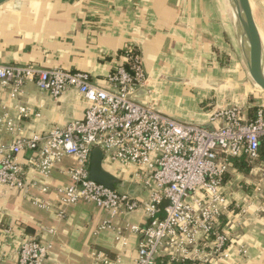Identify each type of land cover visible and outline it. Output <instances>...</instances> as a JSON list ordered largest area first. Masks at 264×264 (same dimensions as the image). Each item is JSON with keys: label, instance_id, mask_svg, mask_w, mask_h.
I'll return each mask as SVG.
<instances>
[{"label": "crops", "instance_id": "crops-1", "mask_svg": "<svg viewBox=\"0 0 264 264\" xmlns=\"http://www.w3.org/2000/svg\"><path fill=\"white\" fill-rule=\"evenodd\" d=\"M192 1L9 0L0 5V63L85 71L92 81L103 85L117 54L128 43H134L141 51L147 73L145 88L149 96L141 99L143 102L181 122L207 125L212 112L233 106L241 109L244 119L251 120L255 106H264V90L248 75L234 20L228 19V7L216 4L215 16L206 19L203 9L209 1L210 11H214L213 0H204V7L193 8L188 6ZM249 2L263 42L264 0ZM219 56L227 59L226 64L219 63ZM167 92L180 97L170 99L164 95ZM20 103L40 117L22 116L15 101L0 91V116L12 119L20 131L4 132L6 126L0 123L5 142L17 135L45 134L55 125L80 119L89 104L74 90L53 100L31 83L23 86ZM31 156L23 152L18 160L27 167ZM238 160L230 163L223 192L230 201H252V205L238 217L223 221V230L230 234L226 250L231 260L218 264H264V159L259 158L262 172L255 175L250 170L239 171L235 166ZM75 162L66 156L49 176L32 170L26 176L51 189L64 186L69 182L64 170ZM124 183L130 194L141 195L139 188L134 191V184ZM30 190L32 196L50 202L52 208L37 207L23 192L0 185V235L5 249L0 264L16 263V247L27 236L52 241L46 264H98L91 257L92 251H106L109 256L119 253L121 248L112 232L98 231L100 223L109 218L106 210L80 202L67 205L59 217L53 194ZM127 218L140 225L149 221L140 210ZM114 223L121 221L116 218ZM42 226L55 228V235L44 233ZM4 229L9 231L3 233ZM136 244L137 237L130 236L123 255L127 263L132 261ZM238 246L247 253L238 256Z\"/></svg>", "mask_w": 264, "mask_h": 264}, {"label": "built area", "instance_id": "built-area-1", "mask_svg": "<svg viewBox=\"0 0 264 264\" xmlns=\"http://www.w3.org/2000/svg\"><path fill=\"white\" fill-rule=\"evenodd\" d=\"M146 79L141 51L134 43L117 54L103 85L92 81L85 71L0 63V91L15 101L24 117H40L20 103L27 83L53 100L74 90L89 103L82 118L55 125L45 134L17 135L5 142L0 130V185L23 192L42 209H51V203L32 196L30 189L53 194L59 217L67 205L80 202L106 210L109 218L100 223L98 231H111L121 249L115 256L92 251L98 264H218L231 260L226 250L230 234L223 230V221L243 214L252 201L228 200L223 180L233 159L245 157L254 175L262 170L258 162L264 143V106H255L251 120L244 119L236 106L215 110L209 117L213 129L207 130L131 100V94L146 87ZM11 120L0 116L4 132H20ZM91 147L102 151L107 171L134 184L141 195L112 190L90 179ZM23 152L32 155L27 167L18 160ZM66 156L76 161L64 170L68 184L51 189L26 176L28 170L49 176ZM139 210L149 220L145 225L127 218ZM116 218L121 223L115 224ZM41 230L49 236L56 233L49 226ZM133 235L137 244L127 263L123 255ZM1 239L0 235V258L5 253ZM52 245L51 240L24 237L16 247L15 264H46ZM161 246L162 255L155 259ZM236 253L243 256L247 251L238 246Z\"/></svg>", "mask_w": 264, "mask_h": 264}, {"label": "water", "instance_id": "water-1", "mask_svg": "<svg viewBox=\"0 0 264 264\" xmlns=\"http://www.w3.org/2000/svg\"><path fill=\"white\" fill-rule=\"evenodd\" d=\"M7 1L9 0H0V5ZM228 4L234 13L235 34L248 75L259 88L264 90V46L253 18L250 2L249 0H228ZM172 80L177 79L173 78ZM148 96L149 90L142 87L131 94L130 99L143 102L141 99H146ZM201 126L207 130L213 129L211 123ZM90 152L88 164L90 179L109 189L120 191L125 183L103 167L102 151L97 147H91ZM161 248L162 246L159 247L158 253L154 256L155 259L162 255Z\"/></svg>", "mask_w": 264, "mask_h": 264}, {"label": "rangeland", "instance_id": "rangeland-1", "mask_svg": "<svg viewBox=\"0 0 264 264\" xmlns=\"http://www.w3.org/2000/svg\"><path fill=\"white\" fill-rule=\"evenodd\" d=\"M207 1V0H206ZM204 0H193L192 2H191V5H188V6H191L192 8L194 7V6H196V7H204ZM208 3H209V1H208ZM208 3H207V7H206V9L204 8L203 9V14H205L206 15V19H210V17H212V15L213 16H215V7H216V4H218L219 5V7H222L223 9H224V7L225 6H227L228 8V12H229V18L228 19H233V11L232 10H230V7H229V4L228 3H226L224 0H213V4H214V6H213V10L214 11H210V8H209V5H208ZM224 5V7H223V5ZM218 5H217V7H218ZM214 13V14H213ZM219 58L221 59V62H219V63H223V64H226V60L227 59H223L222 58V56H219ZM218 58V59H219ZM238 62V60H235V62ZM242 69H243V67H242ZM165 96H167V97H169L170 99H176V97H180L179 95H176V94H171V93H169V92H167V93H165L164 94ZM179 99V98H178ZM150 105V104H149ZM152 106V105H151ZM261 173V171H259L258 172V174H260ZM258 176V175H257Z\"/></svg>", "mask_w": 264, "mask_h": 264}, {"label": "trees", "instance_id": "trees-1", "mask_svg": "<svg viewBox=\"0 0 264 264\" xmlns=\"http://www.w3.org/2000/svg\"><path fill=\"white\" fill-rule=\"evenodd\" d=\"M259 154H260L259 158L264 159V143L260 147ZM237 159H239L238 161H240V163L239 164L237 163L238 165H235V166L238 167L239 171L247 173L250 170L251 167L247 164V162L245 160V157H241V158H237ZM235 161H237V160H235ZM138 190L139 189L137 187L134 188V191L138 192ZM121 192H126V193H129V194L131 193V192H129L128 187L126 185H124L121 188Z\"/></svg>", "mask_w": 264, "mask_h": 264}, {"label": "bare ground", "instance_id": "bare-ground-1", "mask_svg": "<svg viewBox=\"0 0 264 264\" xmlns=\"http://www.w3.org/2000/svg\"><path fill=\"white\" fill-rule=\"evenodd\" d=\"M226 3H228V0H224ZM233 19H234V13H233ZM264 36V35H263ZM263 46H264V40H263Z\"/></svg>", "mask_w": 264, "mask_h": 264}]
</instances>
